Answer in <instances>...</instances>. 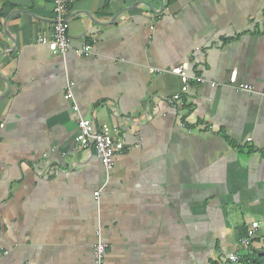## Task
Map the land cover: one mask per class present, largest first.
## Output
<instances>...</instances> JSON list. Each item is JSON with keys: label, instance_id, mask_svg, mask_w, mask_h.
<instances>
[{"label": "crops", "instance_id": "obj_1", "mask_svg": "<svg viewBox=\"0 0 264 264\" xmlns=\"http://www.w3.org/2000/svg\"><path fill=\"white\" fill-rule=\"evenodd\" d=\"M52 26L53 0H0V264H94L99 241L105 264L247 251L241 229L264 232V0H77L65 58L38 43ZM83 118L123 144L110 170L75 143Z\"/></svg>", "mask_w": 264, "mask_h": 264}, {"label": "built area", "instance_id": "obj_2", "mask_svg": "<svg viewBox=\"0 0 264 264\" xmlns=\"http://www.w3.org/2000/svg\"><path fill=\"white\" fill-rule=\"evenodd\" d=\"M77 0H53V26L51 32V38L42 36L38 39V43L45 45L49 41L52 42L54 47V54L63 58L71 51V44L68 36V11L69 7ZM76 57H90L93 55V46L91 43L86 42L81 48L74 51ZM174 74L181 76L182 81L186 84L189 81L188 75L181 69H175L172 71ZM236 75L232 74L230 79L231 84H235ZM240 91L252 93V90L245 86H238ZM68 93L66 99H71L72 94L70 87H68ZM177 99V96L175 97ZM78 132L75 137V143L83 149H91L94 147V151L98 159L102 162L106 170L111 169L113 157L121 152L124 148L120 141H114L106 131L98 129L91 120L80 119L78 121ZM264 154V150L262 151ZM98 195V194H97ZM257 228L256 224H253V229L248 232L246 238L240 241L241 247H249L252 237L255 235L254 230ZM108 252V246L99 241L94 247V264H105V258ZM220 261L224 264H242L239 254L233 253L230 255H224Z\"/></svg>", "mask_w": 264, "mask_h": 264}, {"label": "trees", "instance_id": "obj_3", "mask_svg": "<svg viewBox=\"0 0 264 264\" xmlns=\"http://www.w3.org/2000/svg\"><path fill=\"white\" fill-rule=\"evenodd\" d=\"M241 239L247 237L249 230L241 229ZM250 247L247 251L239 254L242 264H264V232L261 235H254L250 242ZM253 245H256L254 247Z\"/></svg>", "mask_w": 264, "mask_h": 264}]
</instances>
